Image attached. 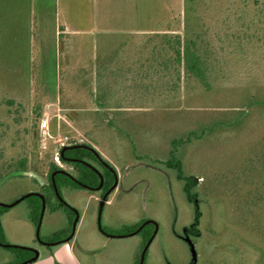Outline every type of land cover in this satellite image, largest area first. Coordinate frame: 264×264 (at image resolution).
<instances>
[{
    "label": "rangeland",
    "instance_id": "obj_1",
    "mask_svg": "<svg viewBox=\"0 0 264 264\" xmlns=\"http://www.w3.org/2000/svg\"><path fill=\"white\" fill-rule=\"evenodd\" d=\"M28 1L27 33L31 39V51H28L27 82L31 88V100L28 107L26 104L21 107L4 103L15 94L18 102H27L21 93L23 79L20 76L24 74L14 76L11 51H5L4 54H10V60H4L0 82L4 88H15L6 92L0 87V171L3 172L14 159L28 157L31 171L27 175L38 182L36 188H39L47 182L46 175L51 165L70 171L56 159L63 147L71 143H97L98 150L117 170L120 180L119 190L109 196L110 205L102 211L100 228L118 229L141 221L154 223V236L146 248L142 264H264V150H261L264 129L261 128L263 125H254L253 120L258 118L254 113L247 116L248 112H228L238 110L230 107L240 104V96H234V101L226 98L222 102L226 108L214 107L213 104L190 108L181 102L180 107L169 109L160 106L175 101L172 96H142L140 100L146 103L144 111L117 114L107 119L99 117L100 114L92 117L83 113L76 118L73 117L74 112L80 108L75 111L64 109L82 107L86 103H67L66 97L74 94L76 89L60 86L63 51L59 49L61 42L54 30L56 18L68 28L93 30L94 48L99 50L97 75L101 74L97 83L100 81L101 88L105 89L107 86L102 83L107 78V71L103 69L101 58L114 59L111 70L120 71L129 79V70L123 63L129 58L143 61L148 51L141 47L148 41L144 42L145 39L141 40L138 35L104 34L102 30L124 26L123 22L130 13L137 15L136 22L140 27L153 28L157 19L158 25L164 23L171 6L169 17H174L172 26L179 27V33L183 35V0ZM242 1L197 0V10L192 14L202 18L214 51H260L257 40L251 41L249 46L239 47L244 42L242 30H245L246 23L236 16L237 9H242ZM132 3L138 4V8L129 9L127 5ZM8 23L11 25L7 32L15 28L11 32L18 33L19 37L26 34L15 20ZM260 35L254 37L262 39ZM114 50L121 53L111 55ZM101 51H110V55H101ZM24 52L18 51L19 65ZM222 68L227 70L230 67L223 64ZM238 78L232 77L235 81H239ZM231 84L234 81L230 80ZM89 90L83 88L76 92H81L88 100ZM157 100L155 108L152 103ZM35 101L42 105V116L37 124L30 114ZM261 116L264 119V115ZM226 119L242 126L207 132L181 148L184 171L196 177L198 182L201 219L199 235L194 236L188 234L187 229L193 222L194 209L184 197L183 183L158 161L168 158L173 139H184L192 131L199 132L203 126ZM108 122L112 124L107 126ZM115 127L119 130H114ZM89 133L92 134L90 139L86 137ZM36 188L25 180L12 179L0 186V203L14 204L20 200L19 196ZM62 196L80 216L73 244L74 254L83 264H90L84 251L93 253V264H132L133 255L141 247L139 236L107 239L98 229L99 213L95 202L88 200L85 190L75 193L62 190ZM101 201L98 197L97 203ZM64 215L63 211L53 214L46 211L37 235L27 218L26 204H15L0 217L4 240L8 246H35L46 239L48 233L67 226ZM41 252L49 262L50 254L43 248ZM12 260L10 253L0 248V264H8Z\"/></svg>",
    "mask_w": 264,
    "mask_h": 264
},
{
    "label": "trees",
    "instance_id": "obj_2",
    "mask_svg": "<svg viewBox=\"0 0 264 264\" xmlns=\"http://www.w3.org/2000/svg\"><path fill=\"white\" fill-rule=\"evenodd\" d=\"M28 3V0H0V72H4V60L8 62L11 54V62L14 65L13 71L15 70V73L13 72L14 76L18 77L19 73L24 74L20 76V79H23L21 81V88L23 89L21 93L27 100L26 103H23V101L18 102L17 94L14 93L15 97H13L14 95L10 96L4 102L10 106L17 104L22 107L26 104L28 107L31 100L29 95L31 88L27 82L29 69L28 51H31V39L29 33H27ZM242 3V9H237L238 5L236 7L239 12L241 11L239 13L236 10V16H238L239 21L245 22L246 20L245 30H242L244 42L242 41L239 47L249 46L251 41L257 40L261 47L260 51H214L211 48V41L207 37V31L204 28L205 24L201 21L202 18L192 14L197 10V0H183L185 17L183 35L179 33V27L172 26L174 17L172 19L169 17L171 6L168 7V9L170 8L168 17L164 23L157 25L155 30L143 33H129L130 35L140 36L141 40L145 39L144 42L148 41L147 45H142L141 47L142 50L148 51L147 57L143 61H137L141 70L136 72L135 77L131 81L125 78V74L124 76L117 70L108 72V86L105 89L101 88V82L98 81L95 91L89 90L90 95L92 94L95 97L96 107L105 110L144 109L146 108V103L141 101L142 96L156 97L158 95L163 98L172 96L175 99V101L167 105L159 104H162L160 107L167 109L180 107L181 102L184 103V106L190 108L206 107L210 104L215 105L214 107L223 106L226 108L222 103L226 98H229L228 101H234V96H240V104H233L230 107L238 110L228 112L238 114H246L248 112L247 116L254 113L258 117L253 120L254 125H263L261 128L264 129V119L261 116L264 115V83L262 82L264 80V51H262L264 49V0H243ZM249 16L251 18L247 20ZM11 20H15V23L17 25L20 24L21 29L26 31L24 36L19 37L18 33L11 32L15 28L7 32L8 26L11 25L8 22ZM259 34H261L260 37L262 39L254 37ZM65 37L63 34L58 36L61 42L60 51H95L93 36L91 35L83 36L81 40L77 39V41ZM67 41L69 42L66 43ZM63 43L65 45L62 49ZM66 45L69 46L68 49ZM5 51H11V53L9 55L7 53L4 54ZM18 51H25L20 57V65ZM117 53L119 54L121 51ZM112 60L115 63V60ZM223 64L230 68L227 70L223 69ZM233 76L239 77V81L233 80ZM100 77L101 74L99 73L97 79ZM230 80L234 81V84L229 85ZM0 87H3L6 92H12L15 88L12 87V90L4 88L2 81L0 82ZM32 104L34 105L30 109V114L34 117L37 124L42 116V105L36 101ZM152 105L157 108L158 100L154 101ZM75 108L87 109L90 108V105L86 103L82 107ZM231 121V119L216 121L211 125H207L209 127L203 126L199 132H190L184 139H173L168 158L164 161H158L167 170L173 172L178 181L183 183L182 191L184 197L194 209L193 222L187 227L188 234L199 235L201 210L197 191L198 182L196 177L185 173L180 154L181 148L189 145L193 140L200 139L207 132L239 129L242 126L233 124ZM111 124L108 122L107 126ZM114 130L119 129L115 127ZM86 135L89 139L92 138V134ZM36 150H38V147H36ZM261 150H264V141ZM59 160L70 171L51 165L46 175L47 182L40 185L39 188H36L38 182L27 175L31 171L28 157L14 159L7 165L8 170L6 168L3 172L0 171V186L13 179L25 180L28 183H32L36 188L32 192L19 196V198H22L30 194L17 203V205L26 204L28 210L27 218L35 228L40 226L43 212H65L67 226L50 233L46 239H42L47 243H55L66 239L72 230L76 216L73 209L64 201L62 190L71 192L85 190L97 194L101 199L108 194L106 196L107 202L109 201V196L115 191L113 187L116 184V179H118L117 170L99 151L88 143H71L63 147L59 152ZM117 190H119V186ZM8 205L10 204L0 203V217L13 208V206L9 207ZM101 230L104 234L117 237L130 235L138 231L136 235L141 239V247L135 257L134 264H139L144 247L154 236L155 225L150 221H141L118 229H104L102 227ZM0 248L6 249L13 257L12 262L8 264H22L35 256V253L28 248L7 246L1 226Z\"/></svg>",
    "mask_w": 264,
    "mask_h": 264
},
{
    "label": "crops",
    "instance_id": "obj_3",
    "mask_svg": "<svg viewBox=\"0 0 264 264\" xmlns=\"http://www.w3.org/2000/svg\"><path fill=\"white\" fill-rule=\"evenodd\" d=\"M127 7L129 9H133V8H138V4L136 3H132L130 5H127ZM131 15H134L131 16ZM135 13H130L127 18H126V22L124 26H121L120 28H106L102 30V33L104 34H115V33H143V32H151L153 30L156 29L157 25H158V19L156 20V22L154 23V27L153 28H143L140 27V23L136 22L137 19V15L135 16ZM136 17V18H135ZM55 26H54V30L56 35L59 36V34H63L66 37L65 38H69L70 40H75L77 41V39L81 40L83 36H93V30H83V29H77V28H68L62 24H60V21L56 18L55 19ZM98 51H63V67L61 68V77L59 78V83L60 86L63 88H75L77 89H83V88H89V89H93L95 88V84L97 83V53ZM113 53H111V55H114L116 52L118 51H111ZM123 52H128V51H123ZM133 52V51H131ZM110 55V51H101V55ZM127 55H131L132 54H127ZM101 64H103V69L105 71H107V73L109 71H111L112 67L114 66V61L112 59H104L101 58ZM123 65L129 70L130 76H129V81H131V79H133V77H135L136 72L139 71L140 65L139 63H137L136 59L133 58H129L128 60H126ZM106 73V76H107ZM104 83H102L104 86H108V76L106 79H104ZM74 94H70L69 97H66V100L68 101L67 103H88L90 105V108L87 109H70V108H64L65 110H69V111H75L73 117L78 118V114H88V115H92V117H95L97 114L103 118V119H107V118H111V116L117 115V114H131V113H137V112H141L144 111L145 109H138V108H124L121 110H109V109H98L95 106V98H93V95L91 94L88 97V100L85 99V96H83V94H81V92L78 94V92H76ZM93 91V90H92ZM65 100V101H66ZM80 110V111H78ZM98 117V116H97ZM75 118V119H76ZM76 133L83 136L81 132H79L78 130H76ZM86 139V138H85ZM90 144V142H88ZM97 151L98 147L95 144H91ZM101 153V155L104 157L103 153L101 151H99ZM105 158V157H104ZM106 159V158H105ZM107 160V159H106ZM120 180L117 179V183L115 186V191L113 194L116 193V191H118V185H119ZM64 191H68V190H64ZM71 192V191H68ZM76 192V191H75ZM74 192V193H75ZM87 192V191H86ZM73 193V192H71ZM88 194V200L90 201H94L95 202V208L98 210V213L100 211V203H97L98 200V195L95 193H90L87 192ZM111 194V195H113ZM73 211L76 213V216L74 218L73 221V225L75 224V228L73 229V225H72V230L70 232V234L68 235V237L64 240H61L59 242H55V243H47L44 241H41L40 243H38L35 246H31L28 247V249L32 250L35 253V256L27 261V263H22V264H83L79 258L77 256H75L74 254V244H73V238L76 234V230L77 227L79 225L80 221V216L77 213V211H75V209L72 207V205L68 204ZM110 205V199L109 201H105L102 208H101V214L102 211L105 207ZM53 214V213H50ZM44 215L45 212H43L42 214V219H41V224L43 222L44 219ZM63 217V216H62ZM64 217H66L64 215ZM63 221V220H62ZM66 221V220H65ZM66 223V222H64ZM41 224L39 227L35 228L33 225V230L37 235L39 234L40 228H41ZM97 224H98V220H97ZM99 229V227H98ZM52 233V232H51ZM103 233V232H102ZM50 234V233H48ZM137 233H133L130 235H126V236H110V235H106L103 233V235L109 239V238H119V239H123L129 236H136ZM20 247V246H18ZM25 248V247H24ZM44 249L47 253L50 254V261L47 262L45 257L42 255L41 249ZM139 249L135 252V254L133 255V260H132V264L135 263V257L137 255V253L139 252ZM84 251V250H83ZM85 254V258L88 260V262H90V264L92 263V255L93 253L91 251H84ZM89 258L91 261H89Z\"/></svg>",
    "mask_w": 264,
    "mask_h": 264
},
{
    "label": "water",
    "instance_id": "obj_4",
    "mask_svg": "<svg viewBox=\"0 0 264 264\" xmlns=\"http://www.w3.org/2000/svg\"><path fill=\"white\" fill-rule=\"evenodd\" d=\"M116 183H117V179H116ZM115 186H116V184H115ZM115 186L113 187V188H115ZM37 194V193H36ZM30 194H27V195H25V196H23L22 198H20V200H18L17 202H15L14 204H10V205H8L9 207H12V206H14L15 204H17L18 202H20L21 200H23L24 198H26V197H28ZM39 195V194H38ZM58 195V194H57ZM108 195V194H107ZM106 195V196H107ZM106 196L102 199V201H101V203H100V211H99V218H98V226H99V228H100V217H101V208H102V206H103V204H104V202L106 201ZM41 197V196H40ZM43 214V213H42ZM42 218V217H41ZM147 223V222H146ZM145 223V224H146ZM75 228V224L73 225V229ZM101 229V228H100ZM138 231H136L135 233H137ZM152 240V239H151ZM151 240L146 244V246L144 247V249H143V251H142V253H141V258H140V262H139V264H142L143 263V260H144V256H145V251H146V248H147V246L150 244V242H151ZM8 246V245H7ZM25 263H27V262H25Z\"/></svg>",
    "mask_w": 264,
    "mask_h": 264
},
{
    "label": "built area",
    "instance_id": "obj_5",
    "mask_svg": "<svg viewBox=\"0 0 264 264\" xmlns=\"http://www.w3.org/2000/svg\"><path fill=\"white\" fill-rule=\"evenodd\" d=\"M56 159H57V160L59 159V153L56 155Z\"/></svg>",
    "mask_w": 264,
    "mask_h": 264
}]
</instances>
